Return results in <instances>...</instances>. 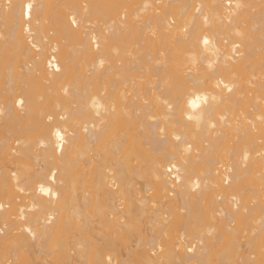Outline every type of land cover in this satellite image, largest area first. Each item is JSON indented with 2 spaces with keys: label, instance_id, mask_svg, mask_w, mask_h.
Instances as JSON below:
<instances>
[{
  "label": "bare ground",
  "instance_id": "obj_1",
  "mask_svg": "<svg viewBox=\"0 0 264 264\" xmlns=\"http://www.w3.org/2000/svg\"><path fill=\"white\" fill-rule=\"evenodd\" d=\"M129 36L139 60L124 61ZM258 61L264 0H0V264H213L216 251L264 264ZM131 70L140 72L128 80ZM130 158L148 165L143 192ZM151 190L153 201L143 196ZM154 202L153 226L130 240L134 208L144 214ZM94 211L109 237H130L125 249L114 233L103 245L79 238ZM172 222L181 232L167 240Z\"/></svg>",
  "mask_w": 264,
  "mask_h": 264
},
{
  "label": "rangeland",
  "instance_id": "obj_2",
  "mask_svg": "<svg viewBox=\"0 0 264 264\" xmlns=\"http://www.w3.org/2000/svg\"><path fill=\"white\" fill-rule=\"evenodd\" d=\"M229 1H230V0H229ZM111 5H112V4H111ZM112 6H113V5H112ZM113 7H114V9H116V8H115L116 6H113ZM113 7H111V8H113ZM114 9H113V10H114ZM126 15H127V14H126ZM142 15H143V14H142ZM142 15H141V16H142ZM141 16H140V17H139V16H137V17L135 16V17H133V18L131 17V19H133V21L135 20V22H137V24H139V26H140V25L142 24V22H144V21H142V19H139V18H142ZM143 16H145V15H143ZM109 17H110V16H109ZM134 18H135V19H134ZM143 20H144V18H143ZM143 24H144V23H143ZM137 26H138V25H137ZM129 38H130V40H127V42H125L126 45H125V44L122 45V46H124V47L120 46L122 49L125 48L124 50L127 52V53H124V55H125V57H124V61H125L126 59H128L129 57H131V58L133 57V58H134V56H135V58H136L137 60H139V58H137V57H139V53L142 54V53H141L142 51H139V49H141V48H139V47H141V45L139 44V47H138V44H136V43H137L136 40H135V39H134V40L131 39L130 36H129ZM133 38H134V37H133ZM133 41H134V42H133ZM132 43H133V44H132ZM134 44H135V45H134ZM134 46H135V47H134ZM131 49H133V50L130 51ZM134 49H135V50H134ZM136 50H137V52H136ZM128 51H129V52H128ZM130 52H132L133 54L130 53ZM136 54H138V56H137ZM132 55H133V56H132ZM126 56H127V57H126ZM136 56H137V57H136ZM125 58H126V59H125ZM131 58H130V60L133 59V58H132V59H131ZM135 58H134V59H135ZM128 60H129V59H128ZM137 60H135L136 63H137ZM143 61H144V60H143ZM138 62H139V61H138ZM259 62H260V61H258V62L256 63V65H254V67L251 68L252 71L250 70L251 72H253V77H251V79H252V78L255 79V78H257V77H260L261 75H264V63H262V66H261V62H260V63H259ZM258 63H259V64H258ZM128 66H129V64H128ZM257 68H259V69H257ZM253 69H254V70H253ZM256 70H258V71H256ZM131 71H133V70H131ZM134 71L137 72V74H136ZM134 71H133V72H129V73H132V74L130 75V77L128 78V80H129L130 78H131V79L133 78V77H131V76H133V73H134L135 75H138V73L140 72V71L138 72L137 70H134ZM258 72H259V73H258ZM126 73H127V72H126ZM257 73H258V75H257ZM261 73H262V74H261ZM127 74H128V73H127ZM255 74H256V75H255ZM125 76H128V75H125ZM136 77H137V76H136ZM137 78H138V79H143L142 77L140 78L139 76H138ZM137 78H136V80H135V81H136L135 83H137V84L139 83V84H140V80H138ZM124 79L127 80L126 78H124ZM131 79H130V80H131ZM122 80H123V79H122ZM128 80H127V81H128ZM137 80H138V81H137ZM144 80H146V78H144ZM0 81H1V80H0ZM2 81H3V80H2ZM2 81L0 82V85H1V84L3 85V82H2ZM132 81H133L132 83H128L129 81H128L127 83H125L126 81L123 82V84H125V85H122V84H121L122 82H121V83H120V86L122 85L123 88H125L124 90H127L126 88L131 89V87H126V86H128L129 84H130V85H131V84H132V85L135 84V83H134V79H133ZM142 82H143V81H142ZM142 82H141V83H142ZM144 83H145V82H144ZM145 84H146V83H145ZM2 85H1L0 87H2ZM3 88H4V87H3ZM4 90H5V89H4ZM128 91H129V90H128ZM1 92H2V90H1ZM129 93H131V91H130ZM129 93H128V94H129ZM2 128H3V127H2ZM4 128H5V127H4ZM0 130H1V127H0ZM5 131H6V129H5ZM5 131H4V130H1V131H0V132H1L0 135L2 136L3 132L5 133ZM31 133H33V131H32ZM34 133L36 134L35 131H34ZM26 134H27V133H26ZM26 134H25V135H26ZM28 134H29V136L31 135L30 133H28ZM35 134H33V135H35ZM18 135H20V134H18ZM18 135H17V136H18ZM21 135H22V134H21ZM21 135H20V137H21ZM4 136H6V134L3 135V137H4ZM15 136H16V135H15ZM15 136H13V137H15ZM26 136H28V135H26ZM229 136H230V135H229ZM229 136H228V137H229ZM3 137H0V138H3ZM35 137H36V136H35ZM35 137H34V138H35ZM16 138H17V137H16ZM16 138H14V139H16ZM18 138H19V137H18ZM21 138H22V137H21ZM229 138H231V137H229ZM229 138H228V139H229ZM29 139H30V138H29ZM232 139H233V137H232ZM33 140H35V139H33ZM33 140H32V141H33ZM32 141L27 140V143L32 142ZM35 141H36V140H35ZM230 141H231V139H230ZM9 143H10V142H9ZM29 144H30V143H29ZM230 144H232V143L230 142ZM230 144H229V145H230ZM227 145H228V144H227ZM31 146H33L32 143H31ZM31 146H30V147H31ZM230 146H232V145H230ZM15 147H16V146H15ZM92 153H93V152H92ZM92 153H90V154H92ZM90 154H89V155H90ZM93 154H94V153H93ZM1 155H2V154H1ZM1 155H0V156H1ZM120 155H121V154H119V156H120ZM103 156H104V155H103V153H102L101 157H103ZM23 157H24V156H23ZM29 157H30V156H29ZM29 157H28V158H29ZM122 157H123V156H122ZM1 158H2V156H1ZM21 158H22V157H21ZM21 158H20V160H21ZM26 158H27V157H26ZM30 158H31V157H30ZM94 158H95V157H94ZM94 158H93V159H94ZM98 158H99V157H98ZM103 158H104V157H103ZM117 158H118V156H117ZM95 159L97 160V158H95ZM120 159H121V157H120ZM122 159H124V158H122ZM130 159H131V158H130ZM130 159H128V163H129V161L133 160L134 158H132L131 160H130ZM3 160H5V159H3ZM3 160H2V163H1V161H0V165H2V164H3V165L6 164V162H5L6 160H5L4 162H3ZM20 160H19V163H21V164H22V163L25 164L26 161H28V160H26V159H25V160L23 159L25 162H23V161L21 162ZM96 160H95V161H96ZM98 160H99V159H98ZM98 160H97V161H98ZM100 160H101V158H100ZM100 160H99V161H100ZM102 160H103V159H102ZM102 160H101V161H102ZM126 160H127V159H126ZM134 160H135V159H134ZM134 160H133V161H134ZM97 161H96V163H97ZM101 161H100V162H101ZM104 161H105V160H104ZM107 161H108V159H107ZM107 161H105V162H106V163H105L106 165L108 164ZM123 161H125V159H124ZM7 162H8V161H7ZM32 162H34V161H32ZM118 162H119V158H118ZM134 162H135V164H136L138 161H134ZM134 162H133V165H130V166H133L134 170H135L136 167H138V166L141 167V168H142V169L140 168L141 171L138 170L139 172L137 173V175L139 174V175H141V177H140V180H139L138 178H135V179H134L133 176H132V178H133L134 181L132 180L131 182H132V183L135 182V184L137 185V186L135 185V186H136V187H135V188H136V191H137V190H138V191L140 190V191L143 192V189H144V188H142V187L144 186L143 183H147V182L150 180V176L147 175V174L149 173V172H148V165H147V163H146V164H145V163L143 164V163H141V162H138L139 164L135 165L136 167H134ZM28 163H30V162L28 161ZM102 163H103V162H102ZM102 163H101V164H102ZM119 163H120V165H119ZM119 163H118V165H119V169L122 170V167H123V171H124V170H125V172H126V170L128 171V168H127V167H129L128 165H129L130 163H129L128 165H126V164H127V161H126V162H125V163H126V164H125L126 167H125L124 164H123L124 162H122L121 160H120ZM140 163H141V164H140ZM21 164H20V165H21ZM23 164H22V165H23ZM26 164H27V163H26ZM98 164H99V162H98L96 165H98ZM101 164H99V165H101ZM114 164H115V162H114ZM114 164H113V161H112V164H111V160H110V164H109V165H114ZM131 164H132V163H131ZM6 165H8V164H6ZM6 165H4V166H6ZM118 165H117V166H118ZM18 166H19V165H18ZM24 166H26V165H24ZM103 166H104V165H103ZM121 166H122V167H121ZM224 166H225V165H223V168H221V170L225 168ZM2 167H3V166H2ZM20 167H21V166H20ZM27 167H28V165H27ZM27 167H26V168L23 167V169H24V170H27ZM98 167L100 168V167H102V166H98ZM107 167H108V165L106 166V168H107ZM139 167H138V168H139ZM0 168H1V166H0ZM104 168H105V167H104ZM117 168H118V167H117ZM125 168H127V169H125ZM94 169H95V168H94ZM119 169H118V170H119ZM106 170H108V169H106ZM116 170H117V169H116ZM114 171H115V170H113V172H114ZM119 171H120V170H119ZM135 171H136V170H135ZM111 172H112V171H111ZM113 172H112V173H113ZM105 173H107V172L105 171ZM126 173H127V172H126ZM108 174H109V173H108ZM114 174H115V173H114ZM131 175H132V174H131ZM133 175H134V174H133ZM93 176H94V175H93ZM135 176H136V175H134V177H135ZM87 177H88V178H86L87 180L90 179L89 176H87ZM129 177H130V175H129ZM91 178H93V177H91ZM94 178H95V177H94ZM94 178H93V179H94ZM137 179H138V180H137ZM129 180H131V177H130ZM222 180H224V179H222ZM87 182H88V181H87ZM226 182H227V181L224 182V186H225V187H226V185H225ZM89 183H90V182H89ZM89 183H88V186H87V190H88L89 192H92V190L89 188ZM92 183H93V182H91V184H92ZM221 183H222V182H221ZM93 184L95 185V183H93ZM93 184H92V185H93ZM75 185H76V184H75ZM82 185H84V184H82ZM92 185L90 186L91 188L93 187ZM142 185H143V186H142ZM228 185H229V184H227V186H228ZM77 186H79V185L77 184ZM84 186L86 187V184H85ZM84 186H79V187H84ZM95 186H96V185H95ZM222 186H223V183H222ZM224 186H223V187H224ZM140 187H141V188H140ZM88 188H89V189H88ZM95 188H96V187H95ZM138 188H140V189H138ZM141 189H142V190H141ZM76 190H77V189H76ZM87 190H86V193H87ZM90 190H91V191H90ZM93 190H94V188H93ZM78 191H79V189H78L76 192H78ZM140 191H139V192H140ZM79 192H80V191H79ZM79 192H78V193H79ZM150 192H152V193H150ZM150 192L147 193L149 196H148L147 194H144V193H143V196L146 195L145 197H147L146 199H149V201H150L151 196L153 197V195L156 194V193L154 194L153 190H151ZM92 193L94 194L95 191L92 192ZM87 194H88V193H87ZM93 194H90V193H89L88 195H90V198H92V195H93ZM150 194H151V195H150ZM66 196H67V195H66ZM140 196H142V194H140L138 197H140ZM64 197H65V196H63V198H64ZM95 197H96V194H95V196L93 197L94 199H93V198H92V199L95 200ZM136 197H137V196H136ZM97 198H98V197H97ZM65 199H66V198H65ZM67 200H68V199H66V201H67ZM98 200H99V199H98ZM153 200H154V199H153ZM153 200H152V198H151V201H153ZM147 201H148V200H147ZM67 202L69 203V201H67ZM72 202H73V201H72ZM68 203H66L67 206H68ZM104 203H105V202H104ZM154 203H155L156 206H154ZM154 203H153V205L150 204V208L148 207V208L151 209V210H149V209L147 208L149 211L146 210L148 213H147L146 211H144V212H145V213L143 212L144 214H142L139 210H136V207L134 206V207H135V208H134L135 211L133 210V212H134V213L136 212V213H135V215H134L133 212H132V215H134V216H133V219H132L131 215L129 216V217H130L129 219H132V220L134 221V222H133V221L131 220V221H132V223H131L130 220H129V223L132 224L131 227L133 226V228H134V227L136 228V229H134V234H135V236H130L131 238H132V237H135L134 240H135L136 237L139 235V232H140V233H141L142 231L144 232V230L146 231L148 228L150 229V227L153 226V224L151 223V219H152V217L154 218L155 215H154L153 211L157 208V202H154ZM100 204H101V203H100ZM97 205L100 206L99 204H97ZM104 205H107V204H104ZM148 205H149V204H148ZM67 206H66V207H67ZM98 206H97V207H98ZM92 207L95 208V209L97 208V207H94V206H92ZM92 207H91V208H92ZM105 207H106V206H105ZM151 207H152L153 209H152ZM154 207H155V208H154ZM10 208H11V207H10ZM107 208H108V206H107ZM107 208L105 209V208L103 207V211H102V208H100V209H101V212H102L101 215H104V216H105V214H108V212H107ZM98 209H99V207H98ZM104 209H105V210H104ZM121 209H122V208H121ZM132 209H133V208H132ZM91 210L93 211L94 209H90V211H91ZM96 210H97V209H96ZM86 211H89V210H86ZM131 211H132V210H131ZM131 211H130V212H131ZM94 212L96 213V216H95V213H91V214H89V216H88V217H90V215L92 216V214H94V217H93L94 219H93L92 217H91L92 219L90 218L91 221L93 220V222H92L93 224L89 223V224L87 225V227L85 226V227H81V228H75L76 231H78V229H79V230L82 229V231H81L80 233H78L79 236L81 235V237H79L78 234H77L76 232H75V234H76V235H75L74 232H71V233H70V232L68 231L71 235L74 234V236H71V235L69 236L68 233H67V235H68L69 237L73 238V239H75L74 237L76 236V237H77V239H75L76 241H79L82 237H83V238H82L81 240H83V239L85 238V241H86V238H87L88 241H89V240L93 237L90 241H92V240L94 241V240H95V242H96L95 245L100 244V243H101V245H103V244H102V243L104 242L103 237L105 236L107 230H105L104 227L102 228L101 224L103 225V223H100V224L97 225V223L99 222V220L101 221V218H102V217L100 218V216H98V215L100 214V211H99V213H97L98 210H97V212H96V211H94ZM137 212H138L140 215H139ZM103 213H104V214H103ZM151 213H153V214L150 215ZM137 214H138V215H137ZM141 215H143V216H141ZM104 216H103V217H104ZM136 216H137V217H136ZM88 217H85V219H87ZM98 217H99L100 219H99ZM105 217H106V216H105ZM149 217H150V218H149ZM88 219H89V218H88ZM88 219H87V220H88ZM95 219H97V220H95ZM98 219H99V220H98ZM88 221H89V220H88ZM88 221H87V222H88ZM135 221H136V222H135ZM172 221H173V220H172ZM89 222H90V221H89ZM139 222H140L141 225L139 224ZM148 222H149V224H148ZM220 222H221V221H220ZM220 222H219V223H220ZM134 223L136 224L135 226H134ZM172 223H173V222H172ZM219 223H218V225H219ZM222 223H223V222H222ZM222 223H220V225H221ZM137 224H138L139 226H138ZM173 224H174V223H173ZM233 224H234V223H233ZM233 224H231V226H234ZM147 225H148L149 227H148ZM150 225H151V226H150ZM174 225H175V224H174ZM99 226H100L101 228H100ZM129 226H130V225H129ZM141 226L144 227V228H142ZM169 226H170V227H169ZM169 226H167L168 228L166 227L167 229H165L166 234H168V235L165 237V239L169 240V239L177 238V237L180 235V232H181V230H179L180 227H178V226L176 227V225H175V226H171V225H169ZM131 227H130V229H131ZM139 227L141 228L142 231L139 229ZM146 227H147V228H146ZM234 227H235V226H234ZM234 227H233V228H234ZM240 227H241V226H240ZM242 227H243V229H244L245 225H243ZM248 227H249V225H248V226L246 225L245 228L248 230ZM83 228H84V229H83ZM106 228H107V227H106ZM108 228H109V227H108ZM169 228H170V229H169ZM178 228H179V229H178ZM75 229H74V231H75ZM87 229H88V230H87ZM89 229H90V231H89ZM92 229H93V230H92ZM168 229H169L171 232H170ZM177 229H178V230H177ZM240 229H241V228H240ZM72 230H73V229H72ZM109 230H110V232H111L112 229L109 228ZM139 230H140V231H139ZM167 230H168V231H167ZM172 230H173V231H172ZM70 231H71V230H70ZM85 231H86V232H85ZM138 231H139V232H138ZM244 231H245V229H244ZM82 232H83V234H82ZM107 232H108V231H107ZM112 232H113V230H112ZM128 232L130 233V230H129ZM143 232H142V233H143ZM177 232H178V233H177ZM65 233H66V232H65ZM108 233H109V232H108ZM113 233H114V232H113ZM113 233H112L111 236H113ZM137 233H138V235L136 236ZM170 233H171V234H170ZM172 233H173V234H172ZM174 233H175V234H174ZM59 234H60V233H59ZM110 234H111V233H109V235H110ZM114 234H115V233H114ZM130 234H131V233H130ZM132 234H133V233H132ZM132 234H131V235H132ZM134 234H133V235H134ZM144 234H145V232H144ZM246 234H247V233H246V231H245V232L243 233V235H246ZM62 235L64 236V234H62ZM83 235H84V236H83ZM109 235L106 234V236L108 237V240H109V239H112V237H111V236L109 237ZM127 235H129V234H127ZM240 235H241V232H240ZM240 235H239V236H240ZM243 235H242V236H243ZM60 236H61V235H60ZM68 236L66 237V235H65L66 238H69ZM102 236H103V237H102ZM106 236H105V238H106ZM114 236L117 237L118 235L115 234ZM119 236H120V235H119ZM78 237H79L80 239H78ZM130 237L128 236V238H130ZM244 237H246V236H243V238H244ZM71 238H69V239L71 240ZM98 238H99L100 240H103V241H100V242H99V241H98V240H99ZM113 238H114V237H113ZM128 238H125V239H126V240H125L124 238L122 239V238H120V237H117V238H114V240H110V241H113V242L115 241V244H117V243H118V244H121L120 246H121V248H122L124 245L122 246V243H121V242L124 240L123 242H126V241H127V243L129 244V240H128ZM168 238H169V239H168ZM58 239H60V238H58ZM73 239H72V241H75V240H73ZM226 239H227V238H226ZM245 239H246V238H245ZM245 239H242L243 243H244ZM70 240H69V241H70ZM106 240H107V239H106ZM108 240H107V241H108ZM116 240H117V241H120V243H119V242H116ZM130 240H133V238L130 239ZM61 241H63V239H61ZM83 241H84V240H83ZM224 241H225V239H224ZM224 241L221 240V242H219L220 244L218 243L219 245H218V244H217V245H214V246H215L214 251L220 249V247H223V246H221V244H223ZM240 241H241V240H240ZM242 241H241V242H242ZM132 242H133V241H131V243H132ZM213 242H214V241H213ZM225 242H226V241H225ZM228 242L231 243L230 240H229ZM104 243H106V242H104ZM214 243H215V242H214ZM128 244H127V245L125 244V246H128ZM225 244H226V243H225ZM95 245H93V246H95ZM101 245H100V246H101ZM226 245H227V244H226ZM98 246H99V245H98ZM98 246H97V248H96V247H93V248H95V250H96V249H98ZM104 246H105V244H104ZM117 246H118V245H115L116 248H117ZM125 246H124V249H125ZM214 246H213V247H214ZM224 246H225V245H224ZM91 247H92V246H91ZM102 247H103V246H102ZM246 247H247V246H246ZM246 247L242 246V249H241L240 251H244V250L246 249ZM118 248H119V247H118ZM121 248H120V250H119V251H120L119 253H121V252L123 253V252H124V250L122 251ZM254 248H255V247H254ZM100 249H101V248H99V250H100ZM95 250H94V252H95ZM101 250H103V249H101ZM101 250H100V251H101ZM221 250H222V249H221ZM221 250H218V251H221ZM223 250H224V249H223ZM252 250H254V249H252ZM117 251H118V250H117ZM212 251H213V250H212ZM56 253L58 254V252H56ZM97 253H98V251H97ZM213 253H214V252H213ZM220 253H221V252H220ZM220 253H219V254H220ZM224 253H225V252H224ZM224 253H223V251H222V254L219 255L218 252L216 251L214 254H212V257H213L214 255H217V258L215 257L217 260L213 257V264H234L233 262H234V260L236 259V256H235V259L232 257V255L230 256L231 258L228 257L227 259H224L226 256H228L226 253H225V254H224ZM246 253H247V252H246ZM53 254H55V253H53ZM223 254H224L225 257L223 256L224 258H223V260H221L222 258H220V256H222ZM236 255H237V254H236ZM55 256H56V254H55ZM55 256H54V257H55ZM49 257H51V256H49ZM49 257H47V260H45V261H47L48 264H51V263H50L51 260H50ZM34 261H35V260H34ZM37 261H38V259H37ZM52 261H53V260H52ZM231 261H232V263H231ZM55 262H56V264L61 263L60 261H58L59 263H57L56 259H55ZM38 263H39V262H38ZM40 264H41V262H40ZM45 264H46V263H45ZM54 264H55V263H54Z\"/></svg>",
  "mask_w": 264,
  "mask_h": 264
},
{
  "label": "built area",
  "instance_id": "obj_3",
  "mask_svg": "<svg viewBox=\"0 0 264 264\" xmlns=\"http://www.w3.org/2000/svg\"><path fill=\"white\" fill-rule=\"evenodd\" d=\"M47 70L49 73H56L58 71L57 67H56V62L54 61L53 58L50 59V63L47 65ZM168 174L171 176V180L172 181H176L175 175H177L175 170H171L168 171Z\"/></svg>",
  "mask_w": 264,
  "mask_h": 264
},
{
  "label": "snow or ice",
  "instance_id": "obj_4",
  "mask_svg": "<svg viewBox=\"0 0 264 264\" xmlns=\"http://www.w3.org/2000/svg\"><path fill=\"white\" fill-rule=\"evenodd\" d=\"M205 43H207V41L205 40ZM192 103L193 107H196L197 105L194 102H190Z\"/></svg>",
  "mask_w": 264,
  "mask_h": 264
}]
</instances>
